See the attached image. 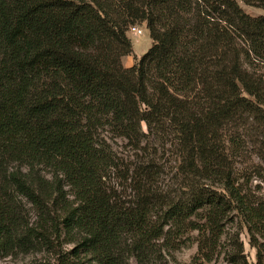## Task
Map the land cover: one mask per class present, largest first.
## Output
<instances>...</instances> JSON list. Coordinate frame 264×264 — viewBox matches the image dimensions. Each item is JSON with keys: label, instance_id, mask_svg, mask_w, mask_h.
Here are the masks:
<instances>
[{"label": "trees", "instance_id": "trees-1", "mask_svg": "<svg viewBox=\"0 0 264 264\" xmlns=\"http://www.w3.org/2000/svg\"><path fill=\"white\" fill-rule=\"evenodd\" d=\"M142 23L152 44L125 67L127 33ZM114 138L171 150L175 187L159 190L148 160L129 167L131 200L111 193ZM248 144L264 161V14L237 0H0L4 237H38L18 219L23 197L42 215L59 211L57 234L95 264H126V251L147 264L153 240L193 232L196 261L264 264V197L249 199L236 177ZM234 212L254 261L240 234L227 236Z\"/></svg>", "mask_w": 264, "mask_h": 264}, {"label": "rangeland", "instance_id": "rangeland-1", "mask_svg": "<svg viewBox=\"0 0 264 264\" xmlns=\"http://www.w3.org/2000/svg\"><path fill=\"white\" fill-rule=\"evenodd\" d=\"M242 9L251 16L264 14V10L258 7L245 5L242 1L237 0ZM138 29L141 31L138 32ZM128 36L132 42L133 52L131 55L122 58V64L130 67L135 59H139L152 44L149 31L146 24H136L131 26ZM109 146V154L117 162L115 167L107 171V186L111 193L118 195L125 201L132 199V180L129 167L151 161L159 170L157 186L159 190L170 191L175 187V181L178 177L176 169L178 160L171 150L167 147L157 149L136 151L132 150L125 139L114 138L106 139ZM150 148V147H149ZM244 155L237 158L235 168L238 170L239 184H243L246 195L249 199H258L264 197V161L258 158L250 144L244 149ZM41 174L50 178V174L42 170ZM66 196L72 199V192L68 185L63 184ZM19 205L18 219L22 227L26 224L28 227L37 229V236L31 238H12L4 237L0 229V264H95L89 254L80 253L74 258L72 251L75 242L70 241L63 231L57 234L55 225L59 226L61 213L56 211L52 206H48L46 212L48 215H42L40 210L31 202L23 197H18ZM234 216V223L228 230V237L235 232L240 234L244 245L247 258L255 260V250L248 243V235L243 228L240 230L236 225L237 217ZM26 228V227H23ZM40 232V235H39ZM196 232L191 233L190 239H177L174 245L170 241L156 239L151 242L150 254L147 258V264H228L223 254H218L210 261H196L195 254L197 244L194 241ZM124 243V242H122ZM171 243V244H170ZM129 242L122 245L127 250ZM222 250L224 246L221 247ZM126 264H139L135 256L126 251L124 255ZM74 258V259H73ZM74 261V262H71Z\"/></svg>", "mask_w": 264, "mask_h": 264}, {"label": "built area", "instance_id": "built-area-1", "mask_svg": "<svg viewBox=\"0 0 264 264\" xmlns=\"http://www.w3.org/2000/svg\"><path fill=\"white\" fill-rule=\"evenodd\" d=\"M138 32L140 33L141 31L138 29Z\"/></svg>", "mask_w": 264, "mask_h": 264}]
</instances>
